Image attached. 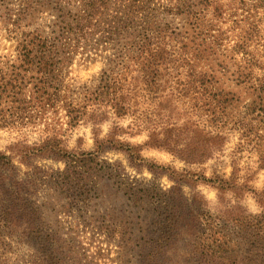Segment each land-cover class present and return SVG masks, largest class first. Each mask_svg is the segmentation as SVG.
I'll return each instance as SVG.
<instances>
[{"label": "trees", "instance_id": "1", "mask_svg": "<svg viewBox=\"0 0 264 264\" xmlns=\"http://www.w3.org/2000/svg\"><path fill=\"white\" fill-rule=\"evenodd\" d=\"M108 1L85 0L76 8V17L61 16L55 36L31 28L37 9L33 0L21 2L14 14L5 7L7 15L0 16V21H7L6 33L14 42L11 52L0 53V129L30 125L49 111H61L69 128L92 126L94 148L70 152L60 134L53 131L31 147L16 144L9 148L10 155L0 152V244L15 241L32 245L43 262L49 240L42 221H38L40 207L26 196L23 182H14L10 175L16 158L26 164L38 157L63 162L62 171L54 173L52 180L40 178V183L52 181L72 199L89 201L92 190L99 194L110 183L117 185L115 192L122 193L129 205L148 204L151 208L144 217L150 220L154 233L158 231L157 237L143 243L155 251L147 257L152 256L149 264H174L169 254L182 253H178L181 243L190 248L186 262L198 258L199 264H264V215H247L237 201L235 205L223 204L227 197L236 200L251 191L240 180L234 162L228 178L176 174L167 169L175 187L162 193L139 188L137 182L120 183L115 165L101 158L105 149H113L128 154L131 165H145L138 147L120 139L123 130L119 123L128 122L124 130L133 136L146 133L151 148L165 150L190 165L212 160L223 150L226 134L238 128L247 146L261 149L258 162L260 169L264 168V134L247 130L255 122L264 126V36L259 28L262 20L256 19L260 11L264 12V0H232L236 8L226 9L218 0H174L168 11L178 20L177 25L158 21L144 2H130L140 26L129 25L125 19L126 26L121 22L123 27H119L131 29L130 47L125 52L119 50L116 59L107 62L96 85L71 92L63 86L61 76V66L71 61L68 36L82 33V22L106 10ZM231 11L233 19L227 21L225 16ZM238 11L253 14L251 19L243 15L238 20L234 17ZM223 23L230 24L226 30ZM112 28L118 30V25ZM168 95L176 100H167ZM147 99L161 101L159 107L165 102L177 108L184 102L198 116L193 119L185 112L171 115L163 110L161 114L166 115L151 121L136 109ZM201 119H205L202 126ZM106 122H112L118 134L103 135L102 124ZM149 169L157 168L151 164ZM182 183L210 185L217 192V208H223L214 213L198 193L185 203L179 189ZM253 195L264 209V190Z\"/></svg>", "mask_w": 264, "mask_h": 264}, {"label": "rangeland", "instance_id": "2", "mask_svg": "<svg viewBox=\"0 0 264 264\" xmlns=\"http://www.w3.org/2000/svg\"><path fill=\"white\" fill-rule=\"evenodd\" d=\"M23 1L0 0V16L6 14L5 7L7 11L10 10V13L14 14L19 6L21 8ZM84 1L33 0L37 9L33 14L31 28L42 29L46 35L55 36L58 30L57 26L62 24L61 16L67 14L76 17L77 9L84 4ZM139 1L144 2L147 8L149 7L157 14L158 21L162 20V23L168 22L173 25L178 24V20L173 18L168 11V6L173 4L174 0L108 1L106 10L94 14L95 16L92 15L91 21L82 22L79 26L83 28L82 33H71L68 36L67 42L71 46L70 52L72 54L69 60L71 61L69 64L61 66L63 86L67 87V90L73 92L83 86L92 88L96 85L101 73L107 69V62L110 59H116L114 56L119 54V50L126 51L130 47L131 29L123 31L119 27H123V24L126 26L127 22L129 25L132 22V25L138 24L140 26L139 20L134 19L136 13L132 14V10H130V2ZM218 3L222 5V9L229 6L236 8L237 6V3H233L232 0H218ZM41 4L42 7H40ZM232 14L233 11L229 12L225 19L227 21L233 19L230 17ZM252 14L253 12L247 14L238 11L234 17L240 20V16L244 15L251 19ZM257 16V20L259 18L262 20L259 28L264 36V12L260 11ZM125 19L128 21L125 22ZM121 22L124 23L121 24ZM119 24L121 25L119 26ZM114 25H118V30L114 31L112 28ZM229 25L228 23L224 24L222 29L226 30ZM7 26L9 27L7 21L6 23L0 21V53L2 54L11 52L14 48V42L6 33ZM166 99H172L174 102L176 97L171 98L168 95ZM147 100L146 102L142 101L136 109L139 108V112L144 117H148L149 120L152 119L151 121L158 116L162 118L166 115L161 114L163 110L170 112L171 115H175L177 112H185L193 119L198 116V113L192 111L190 105L184 102L176 108V106H170L172 104H165V102H162L159 107L158 102L161 101ZM63 115L64 113L61 111L58 114L49 111L39 120L36 118L35 122L30 125L0 129V152H6L7 155H10L9 148L16 144L31 147L32 143L41 140L53 131L60 134V139L68 151H76L77 153H80V150L92 151L94 149L92 126L81 124L75 128H69L65 125L66 120ZM204 121L205 119L200 120L201 126L204 125ZM112 122L102 124L103 135L108 132L118 134L119 131L112 128ZM118 125L123 130L120 139L132 146H137L141 159L145 161V165L136 167L130 164L128 154L119 150L105 149L101 158L111 166L115 165L113 169L117 170V174L121 176L120 183L130 185V183L137 182L139 188L155 189L162 193H168L173 190L175 184L167 169L176 174L189 173L193 176L203 175L207 178L216 174L228 178L234 162L240 180L244 181L251 191H245L242 195H238L236 200L227 197L223 204L231 202V205H235L237 201L247 215L252 217L264 215V209L256 203L253 195V193L257 194L264 190V168L260 169L258 162L262 151L259 147V149H251L253 145L247 146V142L241 139L242 132L238 128L236 131L233 130L231 134H226L227 139L223 150L212 160L202 164L190 165L165 150L151 148L146 133L133 136L132 132L124 130L128 126V122ZM239 128L242 129L243 124ZM247 128V130H252L253 134L256 132H263L262 134H264L263 124L255 122ZM151 164L155 165L157 169L151 171L149 169ZM116 166H119V170L116 169ZM64 167L63 162L38 157L30 159L26 164L19 163L17 158L14 160V170L10 174L11 179L14 182H23L26 196L31 202L36 203V206L40 207L39 215H37L39 216L38 221H42L41 226H43L49 242L48 246L45 247L44 255L41 257L43 262L38 257L37 249L32 245H23L15 241L0 244V264H37L36 260H39L38 263L41 262V264H149L152 256L147 257L155 251L149 245L143 246V243L144 240L149 242L152 237H157L158 233L157 230L154 233L153 226H149L150 220H146L144 217L145 211L151 207L148 204L140 207L129 205L122 193L115 192L117 185L112 186L110 183H106L105 188L99 194H95L96 191L92 190L88 194L91 196V200L84 202L79 199H72L69 193L57 189L52 181L45 185L40 183V178L47 177L52 180L56 176L54 173L62 171ZM36 174L40 177H35ZM179 187L181 198L184 199L185 203L191 202L193 194L198 193L209 204L208 207L214 213L217 212V209L223 208L221 206L217 208V192L210 185L182 183ZM239 245L240 243L237 245L238 248H240ZM178 249V253L181 251L184 254L180 253L182 257L178 256L180 254L172 253V251L169 254V258L174 261V264H199L200 259L198 258H190L187 262L184 261L186 253L190 249L186 243L179 244Z\"/></svg>", "mask_w": 264, "mask_h": 264}]
</instances>
